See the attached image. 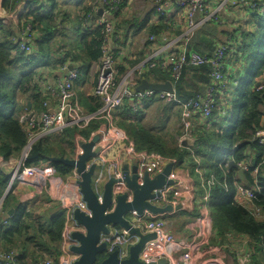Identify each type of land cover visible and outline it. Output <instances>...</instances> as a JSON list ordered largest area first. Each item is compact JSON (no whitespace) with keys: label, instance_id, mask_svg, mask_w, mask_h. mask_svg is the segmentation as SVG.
Returning <instances> with one entry per match:
<instances>
[{"label":"trees","instance_id":"1","mask_svg":"<svg viewBox=\"0 0 264 264\" xmlns=\"http://www.w3.org/2000/svg\"><path fill=\"white\" fill-rule=\"evenodd\" d=\"M21 1L1 0V8L10 14ZM92 1L28 0L16 23L4 24L0 20V162L20 157L26 146L27 134L19 117L28 108L36 112L40 110L44 97L41 91L38 92L37 78L41 70H61L68 66L80 75L93 64H98L104 37L102 28L92 17ZM126 3L127 0H122L115 17ZM256 4L258 11L251 13L256 22L252 29H241V40L231 33L232 38L224 45L227 46L226 61L234 55L239 63H243L242 78L231 77L228 66L224 70L212 115L195 131L191 148L169 146L163 136L145 128L140 117L142 113L138 114L147 106L135 99L124 101L115 113L114 122L126 133L137 152H154L174 161L175 169L190 172L196 182L198 197L208 193L205 205L211 210L209 230L215 234L212 239L215 246L211 247L228 246L239 237H246L251 251L250 264H264V219L257 220L251 210L234 200L237 186L254 190L251 204L264 217V145L254 139L256 132L264 129V116L260 110L264 106V87L259 89L261 85L257 86L264 71V0H256ZM211 24L207 23L195 32L186 45L187 50L209 56L220 46L216 40L217 28ZM120 26H124L123 22ZM28 27L27 37L24 42L20 41V32ZM148 31L155 37L156 28ZM21 44L29 50H20ZM234 46L237 48L231 52ZM245 65L248 66L245 68ZM126 70L125 65L117 67L116 77L123 76ZM169 70L168 67L153 68L141 75L136 84L142 79L154 83L168 82L171 80ZM210 73L209 65L184 68L174 86L175 97L181 102L195 99L210 85ZM232 81L235 82L234 88L238 84L237 98L230 104L229 117L221 119L219 113L227 103V91ZM26 97L31 100V107L26 103ZM166 106L172 107L170 110L166 108L170 113L177 107L173 104ZM166 109H163L165 114ZM97 127L98 123L92 122L83 130L65 129L43 137L32 146L20 170L29 168L44 176L56 174L65 179L71 175L72 169L51 162L49 158H71L76 135L88 139ZM253 154H256V160L250 166L247 161ZM230 159L236 164L247 165L243 180L236 170L228 169ZM255 169L258 171L256 175L253 174ZM10 176L0 167V198L8 188ZM214 176H220V179L216 180ZM210 178L214 179V184L207 192L206 183ZM50 184L46 182L48 187ZM43 190L42 182L18 177L1 205L6 216H0L5 221L0 225V250L14 252L20 264L45 258L56 261L60 255L65 212L57 202L42 194ZM10 210L13 213L8 216Z\"/></svg>","mask_w":264,"mask_h":264},{"label":"built area","instance_id":"2","mask_svg":"<svg viewBox=\"0 0 264 264\" xmlns=\"http://www.w3.org/2000/svg\"><path fill=\"white\" fill-rule=\"evenodd\" d=\"M207 1L208 0H182L176 4V7L186 10L187 29L182 37L175 41L183 42V48L179 50H171L168 53H151L148 58H145L143 61L135 65L134 68H129L123 76L117 78L116 57H114V54L111 51L117 40L115 35V25L112 18L118 11V7L122 0H102L100 8L102 10V15H98L97 25L102 28L104 44L102 47V56L97 65L96 80L93 88V97L98 104L96 110L92 113H86L82 109L74 92V83L78 79L79 72L74 69L69 71L68 66H64L61 71L66 72L65 79L55 88L49 87L47 90L55 100L54 112H49V103L44 102L41 111L36 112L35 110L28 108V110L23 112L19 117V122L24 125L27 134V142L21 153L18 168L11 173V179L7 190L9 191L14 180L21 176L30 180L43 181L44 174L42 173H37L29 168L20 170L23 162L26 160L32 149V146L37 141L47 135L60 133L65 129L75 128L77 130H83L92 122L98 123L96 131L91 135V138L94 135L99 136V141L94 147V149H98V154L94 159H91L87 163L86 170L91 164L94 163L96 165V171L92 177L91 185L99 202L102 201L104 185L110 178L114 179L112 185L113 201H115L118 196L124 194H128V197L130 198V192L123 181L122 167L124 165L136 164L140 169L139 178L142 180L143 173L146 172L151 178H153L161 173L168 163H174V161L166 159L154 152H137L134 145L130 143L131 140L128 139L126 133L115 125L114 117L116 111L127 99L131 98L137 100V102H141L144 98H157L158 101L160 100L166 105L173 104L180 109L181 123L186 133L185 136H191L188 119L190 116L198 115L205 121L210 119L215 106L216 92H220L221 83L224 80L223 72L227 69L225 60L227 46H224L225 44L220 45L211 55L202 56L194 51L187 50L186 45L198 29L202 28L207 23L218 21L217 14L222 9V6L232 5L235 7L243 5L250 11V13L258 11L256 10L258 6L256 0H224L221 5H218L217 8H215L216 10L210 12L205 7ZM27 2L28 0H22L14 12L10 14H7L1 8L3 11V15L0 17L1 22L4 24L10 22L16 23L20 14L25 9ZM153 5L156 14L159 17L167 19L171 15V5L169 1L154 0ZM29 29L30 27L21 32L20 41L24 42L27 37L26 32ZM148 39L149 42H154L155 40L154 36H149ZM19 48L26 52L29 50L24 44H21ZM203 65H209L210 67V85L195 99L187 102L179 101L175 97L174 86L179 80L182 71L187 67H200ZM156 67H168L170 69L171 80L169 82L173 86L174 93H154L149 91H143L137 94L133 93V89L139 85L136 84L138 78ZM257 86H259V89L264 87V71L259 78ZM254 139L258 141L260 145H264V129L256 132ZM82 143L83 140H81L80 144H75V152L72 159H77V157L82 154ZM120 145L123 146V148L116 156H107L109 150ZM262 163H264V158ZM237 165L244 172L248 171V167L245 163ZM196 172L198 171L196 170ZM257 172V169H255L253 174L256 175ZM78 179L76 172L73 170L71 175L67 176L64 180L58 181L55 184L54 182L49 181L53 186L48 187V191L44 190V194L50 197L52 201L57 202L65 212V225L61 235L60 255L56 261H53L50 258H45L30 264H74L77 260V256L71 252V248L75 245V241L71 238V235L74 232L83 233L84 230L74 221L73 212L75 209H78L86 215H90V211L76 187V181ZM42 184L44 185L43 182ZM212 184V181L208 183L209 186ZM170 188H172V186L160 191L161 196L155 198L154 203L157 205L164 203L170 204L168 201V191ZM62 189L70 190L73 194L75 191L80 196L79 199L74 202V200L70 199L68 196L65 197L62 194ZM53 192H55V194H53ZM49 194L53 195V198ZM60 194L63 195L62 199L60 198ZM254 194V190L239 185L236 187L234 200L236 202L238 199H247L251 201L252 198H254ZM207 199L208 193L202 198V200L205 202ZM2 202L3 200L0 198V216L4 217L6 214L1 210ZM171 204L173 205L174 203ZM205 219L206 216L203 220ZM130 220L133 226L140 227L144 233H154L156 235L154 240L145 244L139 254V260L144 263H158L161 260H166L168 264L172 259V252L169 249L171 246L183 249L188 248V243L184 240L177 239L167 230L166 223L160 217H152L150 214H133ZM4 223L5 221H2V224ZM104 240L109 243L108 250L110 252L118 249V257L120 260L127 258L129 248L138 241L135 236H130L125 230H115L110 237L105 238ZM221 250V247L202 249L200 257L197 260H195L190 253H187L183 256L181 264H196V262H200L201 264L203 259L208 255H217ZM250 257L251 254L249 252L246 253L242 256L240 263L249 264ZM0 264L20 263L17 261L14 252L4 253L0 250Z\"/></svg>","mask_w":264,"mask_h":264},{"label":"crops","instance_id":"3","mask_svg":"<svg viewBox=\"0 0 264 264\" xmlns=\"http://www.w3.org/2000/svg\"><path fill=\"white\" fill-rule=\"evenodd\" d=\"M101 1L102 0L92 1V4L94 6L93 14H96L92 17L95 19V22H97L98 20V12L101 8ZM167 1H169L171 5V15L167 19L162 18V20L156 14L153 0H127V3L120 10L118 16H114L112 18V21L115 25V35L117 37V43L114 44L111 51L116 57L117 67L125 65L127 66L128 70L130 68L129 65H132L133 63L137 65L145 58H148L151 53H168L171 50H179L184 47L183 42L175 41L179 40L187 29L186 10L176 7V4L182 0ZM223 2L224 0H208L205 7L208 11L211 12L216 10L215 8H217V6L221 5ZM221 8L222 9L217 14L218 21L211 22V25L217 28L216 40L218 44L226 45L230 41V38H232V35L234 33L235 35H237L238 39L241 40V37L239 36V34L241 33V29L246 31L251 30L253 27V23L255 21H253L252 14L243 5H238L235 7L232 5H224ZM2 15L3 11L1 9L0 0V17ZM121 22H123L124 26H120ZM143 24L144 26H142ZM150 28H156L157 32L155 34L154 42L149 43V41H147V38L151 36L148 31ZM233 45H235V43ZM236 48L237 46L232 47L231 49L233 51L231 52H234ZM238 58L240 59V56ZM97 65L98 64H93L87 72L81 73L74 83V92L82 109L86 113L94 112L97 107L96 100L93 97V88L95 85ZM226 66H228V71L231 72V77L237 80L238 78H242V73L244 70H242V66L244 67V65L243 63H239L234 55H231L228 61H226ZM247 66L248 65H245V68ZM65 77L66 72L59 69L41 70L37 78L39 83L38 92L41 91L44 100H42L40 103L39 111L43 109V103L48 102V111L54 112L55 100L47 90L49 87L55 88L60 82L65 79ZM149 81L154 82L150 79ZM234 84L235 82L232 81L229 90L227 91V103L226 105H223L224 108L219 113L221 119H223V117H229L228 111L230 110V104L237 98V93L235 91L238 84L235 86V88L232 86ZM26 103H28V106L31 107V100L29 99V97H26ZM159 103L162 102L159 100ZM158 107L159 106H156V108ZM161 107L162 109H172V107H168L166 105H162ZM167 109V129H170L169 125L170 123H175V117L172 115L174 114L173 111L169 114V111ZM260 110L264 116V106H262ZM172 119L174 120V122H171ZM188 119L191 129L190 137L185 136L186 133L181 123V112L179 109L178 121L180 123L178 125H175V128H171L169 134H166L163 137V140L166 141L169 146L177 145L187 148L192 147L195 140V131L205 123V120L198 115L190 116ZM179 125L181 126V131ZM165 129L166 127L163 126L162 131H164ZM90 138L91 136L88 139H84L83 137L76 135L74 141L75 144H80L81 140H83L84 143L87 142ZM122 148L123 146L121 145L112 148L107 152V156H116L122 150ZM255 160L256 154H253L248 159L247 164L253 166ZM19 164L20 157H17L8 161H1L0 167L6 173L11 174L18 168ZM128 166L131 167L132 164H128ZM171 178L175 181V185H173L172 188H170L168 191V201L170 202V204L174 203V206L180 205L181 209L177 212H173L172 214L161 216L160 218L164 220L167 230L174 237L180 240H184L186 243H188V248L183 249L177 248L176 246H171L169 248L172 252V259L168 262V264H181L183 256H185L187 253H190L194 257V259L197 260L200 257L202 249L215 248L211 247L215 246L214 244H212V239L215 234H213L211 229L209 230L211 210L207 208V205H205L207 201L204 202L202 200V198L207 193L202 195L201 197L197 196V192L195 190L196 182L191 176L190 172L186 169H174ZM61 180L64 179L59 178L56 174L44 176V179L42 181L44 183V190H49L46 182L49 183V181H52L55 184ZM44 190L43 192H40H42L43 194ZM53 194H55V192H53ZM62 194L65 197L68 196L70 199L74 200V202H76L80 197L75 191L73 194L70 190L62 189ZM62 194H60L61 199L63 197ZM50 196L53 198V195ZM237 203L241 204L248 210H251L257 220L264 219L262 213L258 210V208L253 207L251 201L247 199H238ZM166 204L169 203L158 205L164 206ZM205 216L206 219L203 220ZM220 247L222 248V250L217 255H208L203 259L201 264H241L240 260L242 256L248 252L251 254V251L249 249V239H247L246 237H239L238 240H234L228 246ZM250 259L249 264L251 263ZM196 264H200V262H196Z\"/></svg>","mask_w":264,"mask_h":264},{"label":"water","instance_id":"4","mask_svg":"<svg viewBox=\"0 0 264 264\" xmlns=\"http://www.w3.org/2000/svg\"><path fill=\"white\" fill-rule=\"evenodd\" d=\"M98 14L99 16L102 15L101 9ZM71 70L72 67L69 68V71ZM143 91L174 93L173 86L169 81L154 83L146 79H142L140 84L133 89L135 94ZM98 141L99 136L94 135L89 141L82 143V154L77 159L49 158L51 162L61 163L75 170L79 178L76 185L79 187V193L90 211V215H86L78 209L73 212L74 221L84 230L83 233L74 232L71 235V238L75 241L71 252L78 257L74 264H147L139 260V254L145 244L154 240L156 235L154 233H144L140 227L133 226L130 218L133 214L143 215L144 213H148L152 217H161L181 209L180 205L167 204L161 206L154 203L155 198L161 196L160 191L175 185V181L171 178L175 169L174 164L168 163L162 172L153 178L145 172L142 180L139 178L140 169L136 164L131 167L124 165L122 167L123 181L130 192V198L128 194H124L113 201L112 185L114 179L110 178L104 185L102 201L99 202L91 187L96 165L93 163L86 170L87 163L98 154V149H94ZM228 169L236 170L238 177L243 180L244 171L233 160L228 161ZM7 192L8 190L2 196V200ZM12 213L13 210H10L7 215L11 216ZM1 223L2 218L0 217V225ZM115 230H125L130 236H135L138 240L129 248L127 258L122 260L118 257V249L110 252L108 250L109 243L104 240L110 237ZM148 264H167V262L161 260L158 263Z\"/></svg>","mask_w":264,"mask_h":264},{"label":"rangeland","instance_id":"5","mask_svg":"<svg viewBox=\"0 0 264 264\" xmlns=\"http://www.w3.org/2000/svg\"><path fill=\"white\" fill-rule=\"evenodd\" d=\"M135 65L136 64L131 65L130 69L134 68ZM95 80H96V77H95ZM140 103H142L144 106H147V107H144L142 110H140V112L138 114V115H140L142 113V115H140L142 124L145 128L152 130L155 135L160 134L161 136L164 137V135L169 134L171 128H175V125H178L180 123L178 121L179 120V109H178V107L174 108V110H173L174 114H172L175 117V123H170V125H169L170 129H167L168 128V116L163 112V109L161 107L162 105L165 106L164 103H159L157 98H144V99H142V101ZM156 106H159V107L156 108ZM134 110L136 111V107L134 108ZM88 113H92V112H88ZM171 122H174V120L172 119ZM163 126H165L166 129L164 131H161ZM179 128L181 131L180 125H179ZM74 144H75V141H74ZM215 178H216V180H218V179H220V176H216ZM209 180H211L214 184L213 178H210ZM213 184H212V186H213ZM206 187H207L206 188V191H207L208 187H211V186H209L208 183H206ZM195 233H196V231H195Z\"/></svg>","mask_w":264,"mask_h":264},{"label":"bare ground","instance_id":"6","mask_svg":"<svg viewBox=\"0 0 264 264\" xmlns=\"http://www.w3.org/2000/svg\"><path fill=\"white\" fill-rule=\"evenodd\" d=\"M97 23L98 22H96V25H97ZM21 33V32H20ZM155 38V37H154ZM147 41H149V39L147 38ZM114 57H115V55H114ZM174 164V163H173ZM96 169V168H95ZM74 169H72V171H73ZM71 171V172H72ZM75 171V170H74ZM95 172V171H94ZM209 182H211V180H209L207 183H209ZM50 186H53L52 184H50ZM77 187V189L79 190V187L78 186H76ZM91 187H92V185H91ZM143 215H148V213H144ZM149 219H151V218H149Z\"/></svg>","mask_w":264,"mask_h":264},{"label":"flooded vegetation","instance_id":"7","mask_svg":"<svg viewBox=\"0 0 264 264\" xmlns=\"http://www.w3.org/2000/svg\"><path fill=\"white\" fill-rule=\"evenodd\" d=\"M77 256V255H76ZM78 258V257H77Z\"/></svg>","mask_w":264,"mask_h":264}]
</instances>
